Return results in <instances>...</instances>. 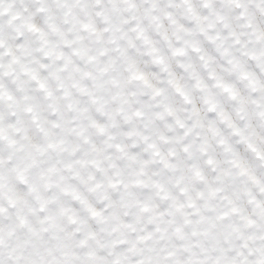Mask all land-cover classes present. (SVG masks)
<instances>
[{
	"label": "clouds",
	"instance_id": "clouds-1",
	"mask_svg": "<svg viewBox=\"0 0 264 264\" xmlns=\"http://www.w3.org/2000/svg\"><path fill=\"white\" fill-rule=\"evenodd\" d=\"M0 264H264V0H0Z\"/></svg>",
	"mask_w": 264,
	"mask_h": 264
}]
</instances>
